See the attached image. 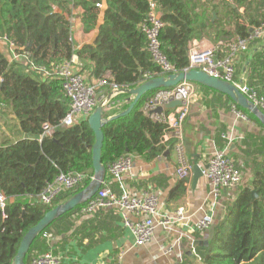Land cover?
<instances>
[{"label":"trees","instance_id":"1","mask_svg":"<svg viewBox=\"0 0 264 264\" xmlns=\"http://www.w3.org/2000/svg\"><path fill=\"white\" fill-rule=\"evenodd\" d=\"M102 3L103 10L96 5ZM220 3L225 5V11L219 12L223 17L229 16L233 31L225 28L222 17L211 22V12L218 15L215 5L209 7L207 3L196 9L193 0H156L163 22L158 34L160 48L176 71L188 68L189 42L202 38L210 28L214 31L213 42L222 41L218 50L222 56L234 37L246 38L250 27L264 22V11L256 24L250 18L248 23L235 11L232 2L220 0ZM151 12V0H0V36L12 41L15 51L27 55L37 68L52 70L75 56L80 63L79 74L86 71L91 77L101 78L109 72L112 82L132 88L140 79L160 75V67L148 52L147 37L142 30ZM77 24L85 33H96L92 44L75 47L73 35ZM256 41L251 40L249 47ZM5 52L0 49V193L5 198L4 215L0 210V264H12L26 230L47 210L89 183L88 177L74 189L61 192L51 204L36 197L60 172L93 175L94 134L87 118L77 119L69 126L61 124L69 99L60 77L33 70L27 60L12 61ZM246 60L245 83L264 96V48L253 51ZM144 74L148 77L144 78ZM156 91L144 94L128 114L102 126L101 162L105 168L120 156L131 154L151 159L178 143L174 137L164 139L169 134L168 124L144 109L145 102ZM126 97V93L113 97L112 101L120 102L121 107L106 111L105 116L125 109ZM233 105L262 126L246 109ZM162 112L167 115L170 109ZM44 124L50 126L47 131ZM104 179H111L106 172ZM180 179V184L170 192L171 198L178 199L185 192L186 180ZM251 190L256 191L255 197ZM83 205L67 211L46 227L31 243L23 264H30L34 248L45 242L44 231L49 228L57 233L64 231L63 220L80 211ZM211 227L207 244L195 245L199 257L196 264H264V156L249 185L239 189L224 217Z\"/></svg>","mask_w":264,"mask_h":264},{"label":"crops","instance_id":"2","mask_svg":"<svg viewBox=\"0 0 264 264\" xmlns=\"http://www.w3.org/2000/svg\"><path fill=\"white\" fill-rule=\"evenodd\" d=\"M228 2L233 3L232 7L248 23L250 18L255 20L256 24L257 17H261L260 13L264 11V0ZM151 3L152 11L160 17L156 0H151ZM193 3L196 9L206 6L207 3L209 7L215 5L218 15L211 12V22L222 17L225 28L234 30V24L230 23L229 16L223 17L221 14L225 11V5L220 3V0H193ZM100 7L103 10L105 5L102 3ZM252 29L250 27L249 31ZM95 35V32L85 33L79 24L75 25L73 35L75 47L92 44ZM213 37L214 31L210 28L202 38L192 39L188 49L193 43L203 46L218 45L219 50L222 41L213 42ZM256 40L252 48L249 47V42L248 50L240 51L234 57L236 82L245 80L247 56L255 50L264 48V37ZM0 49L6 51L5 54H8L7 57L10 59L8 46L0 43ZM79 65L76 59L77 69ZM82 76L88 82L97 79L86 71ZM104 76L110 78V73L107 72ZM189 86L191 92L187 115L181 126V159L175 147L151 159L134 155L131 169L122 176L129 193L154 192L158 197L161 215L174 216L175 211L182 208L187 219L168 227L157 225L150 241L137 246L131 230L123 224L120 210L105 208L91 214L76 211L63 220L64 231L57 233L52 228L55 239L52 243L45 241L34 248V256L48 249L60 258L62 264H180L186 260L199 261L195 245L199 241H208L211 226L224 217L226 207L234 200L239 189L249 185L258 162L264 156V128L247 117H242V113L235 109L227 96L198 83H190ZM128 97L127 95L126 99ZM219 151H225L232 158L242 177L239 184L222 188L218 196L214 197L211 194L209 180L203 173L195 185L192 184V167L198 165L203 171L210 157ZM181 160L189 166V174L182 177L186 180L185 192L178 199L171 198L170 192L182 180L177 174ZM109 182L118 190L116 181L109 179ZM203 214H212L213 221L208 228L198 229L195 224ZM131 218L136 219L133 215Z\"/></svg>","mask_w":264,"mask_h":264},{"label":"built area","instance_id":"3","mask_svg":"<svg viewBox=\"0 0 264 264\" xmlns=\"http://www.w3.org/2000/svg\"><path fill=\"white\" fill-rule=\"evenodd\" d=\"M100 6L99 4H96ZM163 22L154 12L148 15V24L142 26V30L147 37V49L154 63L160 67V75H167L175 72L174 67L168 62L166 56L162 53L158 40L159 29ZM264 37V22L253 28L246 38L236 37L228 44V51L225 55H217L218 45H197L190 44L188 49L189 65L187 69L198 68L204 72L232 82L243 94H245L254 104H256L264 112V96L258 95L253 89H250L244 81H233L235 74L234 57L236 53L248 50V44L253 39ZM0 43L8 46L10 51V60H27L25 54L18 53L14 49V43L6 36H0ZM29 66L35 70L43 71L46 75L55 74L61 78L62 88L65 95L69 99V108L65 116L61 120V124L69 126L78 118H87L97 104L102 103L103 108L109 111L113 108H120V102H113L112 99L121 94V88L112 82L108 76L97 78L92 82H88L79 74L76 68V58L71 57L67 61H63L52 70L37 68L31 61ZM148 75L144 74V78ZM148 79V78H147ZM190 83L180 82L176 86L160 89L145 102L144 109L157 120L166 122L169 128V134L164 139L174 137L177 139L176 152L181 159L182 156V131L181 126L187 115L188 100L190 96ZM104 88L108 90L103 92ZM169 99H178L182 104L178 107L170 109L169 114L164 112L157 114L153 110L167 102ZM128 99H124L123 103H128ZM110 116V115H109ZM246 118L245 115L241 114ZM50 128L48 124L43 125L44 131ZM133 155L126 154L111 161L106 167L108 176L118 183V190L112 187L109 180H103L101 186L96 193L84 202L80 212L91 214L97 210L105 208H116L122 213L123 224L128 227L137 246L144 245L149 242L157 225L168 227L176 222L187 219L183 214V209L179 208L175 211L174 216L161 215L158 209V197L152 191H143L139 194L129 193L122 181V176L126 174L132 167ZM204 176L209 180L211 185V194L216 197L220 190L225 187H232L240 183L241 171L235 166L232 158L225 152L219 151L210 157L206 167L202 171ZM179 178L189 174V166L181 160V166L177 169ZM92 178L81 172H60L51 182H47L45 186L36 194L39 201L45 204L51 202L63 191L72 190L80 185L86 178ZM5 206V198L0 193V210L3 213ZM135 216L133 220L131 216ZM212 214H203L196 222L198 229L208 228L212 224ZM55 233L52 228L42 233L43 239L52 243L55 239ZM30 264H62L60 258L54 255L51 250H45L39 255L34 256Z\"/></svg>","mask_w":264,"mask_h":264},{"label":"water","instance_id":"4","mask_svg":"<svg viewBox=\"0 0 264 264\" xmlns=\"http://www.w3.org/2000/svg\"><path fill=\"white\" fill-rule=\"evenodd\" d=\"M212 15V17L214 18V13ZM180 82L198 83L227 96L233 103L237 104L241 108L246 109L248 112L254 115L264 127V112L245 94H243L232 82L209 75L208 73L198 68L183 69L169 73L167 75H158L148 79H140V83L135 87H122L120 89L121 92L126 93L129 96L127 98L129 100V103L125 109L116 114L105 116L103 104L99 103L87 116L88 126L94 134V142L91 147L93 175L89 183L80 191L75 192L65 200L47 210L37 223L30 226L26 230V232L21 237L16 253L13 256L12 264H23V258L27 254L33 240L61 215L90 199L101 186L106 172V168L101 162V150L104 139L102 126L112 119L128 114L144 94L153 90L170 88L176 86ZM181 104V100L169 99L162 105L157 106L153 110V112L160 114L165 109H173L180 106ZM201 175V167H199L198 165H193V185H195L197 179ZM251 195L255 197L256 191L251 190ZM198 243L206 245L207 241H199Z\"/></svg>","mask_w":264,"mask_h":264},{"label":"rangeland","instance_id":"5","mask_svg":"<svg viewBox=\"0 0 264 264\" xmlns=\"http://www.w3.org/2000/svg\"><path fill=\"white\" fill-rule=\"evenodd\" d=\"M187 262H189V261H185V262H180V264H187ZM195 264L197 263V261L196 262H194ZM194 263H192V264H194Z\"/></svg>","mask_w":264,"mask_h":264}]
</instances>
